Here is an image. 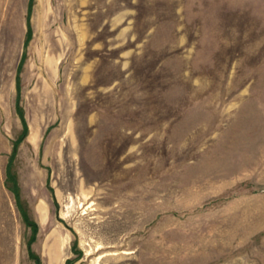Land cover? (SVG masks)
<instances>
[{"label": "rangeland", "instance_id": "obj_1", "mask_svg": "<svg viewBox=\"0 0 264 264\" xmlns=\"http://www.w3.org/2000/svg\"><path fill=\"white\" fill-rule=\"evenodd\" d=\"M35 257L264 264V0H0V264Z\"/></svg>", "mask_w": 264, "mask_h": 264}, {"label": "trees", "instance_id": "obj_2", "mask_svg": "<svg viewBox=\"0 0 264 264\" xmlns=\"http://www.w3.org/2000/svg\"><path fill=\"white\" fill-rule=\"evenodd\" d=\"M35 228V227H34ZM35 260H36V263L37 264H40V260L37 258V257H35Z\"/></svg>", "mask_w": 264, "mask_h": 264}, {"label": "bare ground", "instance_id": "obj_3", "mask_svg": "<svg viewBox=\"0 0 264 264\" xmlns=\"http://www.w3.org/2000/svg\"><path fill=\"white\" fill-rule=\"evenodd\" d=\"M53 258V257H52Z\"/></svg>", "mask_w": 264, "mask_h": 264}]
</instances>
